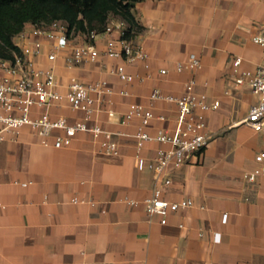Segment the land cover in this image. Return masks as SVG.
Masks as SVG:
<instances>
[{"label":"crops","instance_id":"crops-1","mask_svg":"<svg viewBox=\"0 0 264 264\" xmlns=\"http://www.w3.org/2000/svg\"><path fill=\"white\" fill-rule=\"evenodd\" d=\"M133 16L139 29L131 38L146 50L150 65L151 76L143 82L119 81L110 73L119 60L106 56L68 68L64 50L53 63L61 92L72 78L108 82L112 93L94 120L115 134L118 155L100 152L85 132L62 148L42 146L29 127L0 143V264H264V161L253 184L243 180L258 166L255 156L264 152V134L243 123L257 95L247 85H235L232 71L236 56L240 69H253L261 60L262 49L251 38L264 28V0H142ZM105 40L94 39L101 51ZM191 53L200 58L201 68L176 72L175 63ZM40 64H47L44 57ZM126 68L146 73L140 62ZM191 76L196 90L220 102L206 113L210 142L167 176L139 171L133 136L139 121L122 124L120 118L129 103H141L166 117L151 120V134L157 128L171 130L174 104L151 101L149 94L158 89L180 95ZM50 112L69 121L83 117L65 101ZM161 147L148 142L141 154L150 159ZM155 186L169 201L194 203L169 213L161 224L143 205ZM73 197L94 204H75ZM125 197L138 203L129 205Z\"/></svg>","mask_w":264,"mask_h":264},{"label":"built area","instance_id":"built-area-1","mask_svg":"<svg viewBox=\"0 0 264 264\" xmlns=\"http://www.w3.org/2000/svg\"><path fill=\"white\" fill-rule=\"evenodd\" d=\"M127 26L122 20L109 18L104 29L100 32L88 33L69 31L64 20L56 19L45 23H25L23 29L13 37V44L18 53L12 58L0 57V143L8 135H16L24 127H29L39 138L42 146L62 148L69 146L72 138L78 133H89L97 143L99 151L111 156L118 155V142L115 134L103 128L94 120V114L100 109L105 96L112 93L111 87L104 79L84 82L72 78L64 92L59 91L58 81L53 63L59 53L67 51L62 57L68 68L95 62L100 56L118 59L111 69L119 81L131 83L143 82L151 76L149 71L148 53L132 38L126 36ZM98 36L105 37V48L99 50L94 42ZM79 38V39H77ZM251 41L262 49L261 60L253 69H240L241 58L236 56L232 61V71L235 85H247L257 95L243 118V123L255 132L264 134V28L253 35ZM44 57L46 65L40 64ZM140 62L146 70L143 75L127 71V64ZM200 58L189 54L185 59L174 65L176 72H194L201 68ZM160 74L166 70L161 69ZM121 95L127 91L120 90ZM151 101L174 104V125L171 130L157 128L154 134L148 131L152 119L163 121L162 114L155 115L153 111L141 104L131 102L120 118L125 124L132 119L139 121L135 133L134 162L139 171L149 170L157 177L180 168L192 156L199 154L210 142L211 135L207 131L206 113L216 110L219 100L211 99L206 92L196 90V79L189 77L180 95H173L153 89L149 94ZM65 101L73 111L83 113L81 119L69 121L64 116H53L50 108ZM111 116L112 112H108ZM55 131L60 134L53 135ZM50 139H52L50 141ZM158 142L165 147L158 148L155 155L146 159L141 151L146 143ZM258 166L243 174L247 184H253L263 171L264 152L255 156ZM13 184L26 186L27 183L14 180ZM170 183V179H163V184ZM129 205H136V200L124 198ZM72 203L90 204L91 199L73 197ZM190 198L179 201H169L162 197L161 187L155 186L150 196L143 200L144 210L148 216H158L159 222L165 224L171 212L193 205ZM226 220V214L222 221ZM219 239V234H214Z\"/></svg>","mask_w":264,"mask_h":264},{"label":"trees","instance_id":"trees-1","mask_svg":"<svg viewBox=\"0 0 264 264\" xmlns=\"http://www.w3.org/2000/svg\"><path fill=\"white\" fill-rule=\"evenodd\" d=\"M142 0H0V57L12 58L18 53L13 37L25 23H49L64 20L74 33L100 32L112 16L126 26V36L139 26L133 16L134 5Z\"/></svg>","mask_w":264,"mask_h":264}]
</instances>
